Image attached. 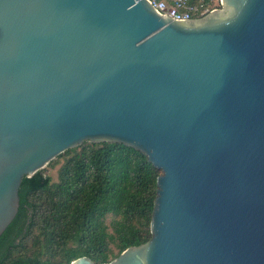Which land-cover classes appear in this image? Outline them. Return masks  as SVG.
Masks as SVG:
<instances>
[{
	"label": "water",
	"instance_id": "water-1",
	"mask_svg": "<svg viewBox=\"0 0 264 264\" xmlns=\"http://www.w3.org/2000/svg\"><path fill=\"white\" fill-rule=\"evenodd\" d=\"M221 2L175 19L149 0H0V236L25 176L116 142L161 174L151 239L99 264H264V0Z\"/></svg>",
	"mask_w": 264,
	"mask_h": 264
},
{
	"label": "trees",
	"instance_id": "trees-1",
	"mask_svg": "<svg viewBox=\"0 0 264 264\" xmlns=\"http://www.w3.org/2000/svg\"><path fill=\"white\" fill-rule=\"evenodd\" d=\"M62 158L57 181L43 169L23 178L18 213L0 236V264H70L81 256L108 263L151 239L161 172L144 153L85 141L48 165Z\"/></svg>",
	"mask_w": 264,
	"mask_h": 264
},
{
	"label": "built area",
	"instance_id": "built-area-1",
	"mask_svg": "<svg viewBox=\"0 0 264 264\" xmlns=\"http://www.w3.org/2000/svg\"><path fill=\"white\" fill-rule=\"evenodd\" d=\"M153 6L161 13L167 14L175 19H196L210 11L219 9L222 6L221 0L212 4H206L204 0L193 2L192 0H149Z\"/></svg>",
	"mask_w": 264,
	"mask_h": 264
},
{
	"label": "rangeland",
	"instance_id": "rangeland-1",
	"mask_svg": "<svg viewBox=\"0 0 264 264\" xmlns=\"http://www.w3.org/2000/svg\"><path fill=\"white\" fill-rule=\"evenodd\" d=\"M216 2L217 0H212V4ZM63 162H64V158H62L56 166L47 165L45 168H43V171L45 172V174L50 175L54 181H57L58 180V170ZM111 221H112V217L109 216L107 219V224H110Z\"/></svg>",
	"mask_w": 264,
	"mask_h": 264
}]
</instances>
